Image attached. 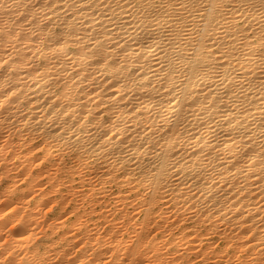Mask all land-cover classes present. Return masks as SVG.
Masks as SVG:
<instances>
[{
  "label": "bare ground",
  "instance_id": "1",
  "mask_svg": "<svg viewBox=\"0 0 264 264\" xmlns=\"http://www.w3.org/2000/svg\"><path fill=\"white\" fill-rule=\"evenodd\" d=\"M0 264H264V0H0Z\"/></svg>",
  "mask_w": 264,
  "mask_h": 264
},
{
  "label": "rangeland",
  "instance_id": "2",
  "mask_svg": "<svg viewBox=\"0 0 264 264\" xmlns=\"http://www.w3.org/2000/svg\"><path fill=\"white\" fill-rule=\"evenodd\" d=\"M218 242H221V241H218V240H217V242H214V245H215V246H220L221 243H218ZM215 243H216V244H215ZM219 244H220V245H219Z\"/></svg>",
  "mask_w": 264,
  "mask_h": 264
}]
</instances>
